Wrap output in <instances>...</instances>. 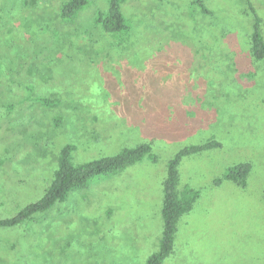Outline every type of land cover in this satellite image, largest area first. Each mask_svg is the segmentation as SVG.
<instances>
[{"label":"rangeland","instance_id":"374dc122","mask_svg":"<svg viewBox=\"0 0 264 264\" xmlns=\"http://www.w3.org/2000/svg\"><path fill=\"white\" fill-rule=\"evenodd\" d=\"M60 1L0 0V219L43 195L65 144L75 163L141 143L151 151L0 227V254L4 241L15 245L1 264H147L162 236L168 161L210 140L220 146L178 165V188L197 198L163 264H264V58L250 54L245 13L249 2L264 31V0H203L209 14L192 0H128L127 43L94 25L106 0L72 23L61 22ZM241 162L244 187L213 184Z\"/></svg>","mask_w":264,"mask_h":264},{"label":"trees","instance_id":"16d2710c","mask_svg":"<svg viewBox=\"0 0 264 264\" xmlns=\"http://www.w3.org/2000/svg\"><path fill=\"white\" fill-rule=\"evenodd\" d=\"M127 1L106 0V10L98 9L94 17V25L100 31L111 35L117 42L127 43L130 40L132 23L122 11V5ZM91 2L92 0H61L59 13L61 22L72 23ZM191 3L195 7L197 6L203 14L210 13L203 0H192ZM245 13L251 16V31L247 40L250 54L256 60L262 59L264 58V31L261 18L249 2L245 7ZM35 99L46 107L53 108L59 104L57 98L37 97ZM60 117L58 115L55 118V126H59ZM219 146L220 143L210 140L204 144L184 147L168 161L166 175L162 182L163 194L160 210L163 220L162 236L158 251L148 257L147 264H163L164 259L171 254L178 221L182 215L192 208L197 198L196 192L187 188H178V165L181 158ZM73 151V144L62 146L52 179L45 187L43 195L38 200L22 207L13 216L0 219V227L16 226L32 218L35 214L48 210L56 202L63 201L70 191L86 187L89 180L94 176L107 177L121 172L150 153L151 146L149 143H141L134 147L123 148L115 154L101 156L83 163L73 162ZM249 172L250 164L241 162L230 166L222 177L213 180V184L219 185L223 180H227L244 187Z\"/></svg>","mask_w":264,"mask_h":264},{"label":"crops","instance_id":"0c3cea01","mask_svg":"<svg viewBox=\"0 0 264 264\" xmlns=\"http://www.w3.org/2000/svg\"><path fill=\"white\" fill-rule=\"evenodd\" d=\"M13 227V226H12ZM53 245V243H52ZM14 244L11 245V243H7L6 241L3 242V253L0 254V257L4 260V261H8V257L12 254V252L14 251ZM33 246V245H32ZM54 247V245H53ZM0 258V264L2 263V259Z\"/></svg>","mask_w":264,"mask_h":264}]
</instances>
